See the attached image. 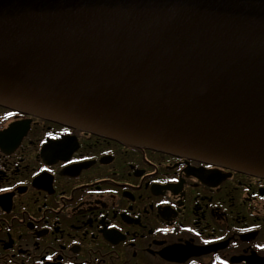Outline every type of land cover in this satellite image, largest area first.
<instances>
[{
    "label": "water",
    "instance_id": "water-1",
    "mask_svg": "<svg viewBox=\"0 0 264 264\" xmlns=\"http://www.w3.org/2000/svg\"><path fill=\"white\" fill-rule=\"evenodd\" d=\"M0 106L264 177V0H0Z\"/></svg>",
    "mask_w": 264,
    "mask_h": 264
},
{
    "label": "flooded vegetation",
    "instance_id": "flooded-vegetation-1",
    "mask_svg": "<svg viewBox=\"0 0 264 264\" xmlns=\"http://www.w3.org/2000/svg\"><path fill=\"white\" fill-rule=\"evenodd\" d=\"M0 189V264H264L250 173L0 106Z\"/></svg>",
    "mask_w": 264,
    "mask_h": 264
},
{
    "label": "snow or ice",
    "instance_id": "snow-or-ice-1",
    "mask_svg": "<svg viewBox=\"0 0 264 264\" xmlns=\"http://www.w3.org/2000/svg\"><path fill=\"white\" fill-rule=\"evenodd\" d=\"M8 191L7 189H0V192ZM166 231V230H165Z\"/></svg>",
    "mask_w": 264,
    "mask_h": 264
}]
</instances>
